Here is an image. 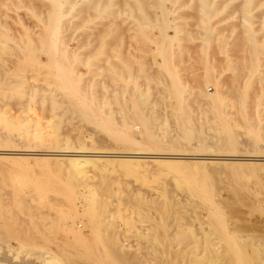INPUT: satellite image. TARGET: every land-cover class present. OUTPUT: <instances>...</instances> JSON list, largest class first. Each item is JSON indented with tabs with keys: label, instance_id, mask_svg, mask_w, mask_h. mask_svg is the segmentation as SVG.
<instances>
[{
	"label": "rangeland",
	"instance_id": "obj_1",
	"mask_svg": "<svg viewBox=\"0 0 264 264\" xmlns=\"http://www.w3.org/2000/svg\"><path fill=\"white\" fill-rule=\"evenodd\" d=\"M144 1L145 8H141L139 0H103L100 4L107 5L105 11L99 12L93 7L80 12V5L89 7L91 0H66L62 6L65 13L60 14L51 0H0V135L8 136L13 149L21 143H31L32 147L25 149L33 153L80 148L86 153L96 151L100 153L97 163L102 166L99 170L90 163L79 173L67 160L56 162L51 155L29 154V151L0 155L2 203L13 205L11 194L17 184L23 188L21 196L28 198L30 213L34 214L31 222L27 219L23 222L31 227L33 241L29 239L30 243L19 237L21 226L3 228L0 225V264H31L33 258L36 264H128L122 259H109V251L120 247L126 252L124 256L128 254L127 261L135 255L141 264H158L159 261V264H190V261L195 264L212 251L215 257L229 256L225 241L218 238L220 230L224 229L222 223L227 232L238 236L237 242L240 246L243 244L244 252L249 250L246 253L253 255L257 246L264 247L261 239L264 237V0H210L213 12L201 8L198 0ZM56 21L58 28L54 30ZM66 21H71L70 25L61 27ZM49 40L53 41L54 49L57 48L59 58L64 48L68 56L70 54L69 88L62 89L58 72L47 67ZM255 43L262 46V53L254 72L249 60ZM27 46L30 51L25 55ZM170 51L173 56H165V52ZM207 73L211 74V81L206 80ZM20 75L27 79L25 87L17 84ZM163 82L183 86L184 98L191 101L196 100L198 84L208 94L213 93L216 86L222 93L220 99L231 103L222 108L226 120L211 116L204 104L193 102L187 107L191 110L189 113L197 116L189 125L193 131L203 133V143L208 146L207 150L195 151L206 156L195 152L187 156L225 155L213 152L218 149L211 135L224 132V124L229 123L231 131L237 135L235 155L260 159L235 164L239 168L236 177L231 179L232 184L226 174L230 170L217 166L224 163L223 160L186 159L184 161L200 162L192 163L193 166L182 162L178 166L181 171L164 164H152L150 159H140L142 163L135 159L116 163V158L109 157V153L150 151L147 144L128 142L132 138L109 135L121 130L127 121L142 124L134 119L137 106L130 102L134 93L139 99L151 102L140 109L142 115L152 112L153 132H180L173 118L180 109L174 103L180 98L162 89ZM239 92L243 94L240 97ZM79 96L89 102V110H94L88 113L93 116L91 120L76 111L75 101ZM241 97L249 102L240 105ZM158 102L170 104L160 107ZM158 112L165 116L158 119ZM248 123L252 127L246 128ZM8 124H15L17 128L9 129ZM21 125L22 132L31 134L38 130L39 137L20 136L18 126ZM184 143L194 146L195 140ZM110 158L113 162L107 160ZM39 176L48 177L52 187L71 190L70 202L73 200L75 206L69 205V200L64 202L68 207L73 205L81 216L76 214L73 219L76 210H70L73 220L60 219V209L67 208L69 212L64 196L52 190L38 196L39 189L24 185ZM103 177L105 189L95 192ZM94 194L96 199L89 202ZM58 195L62 197L59 203L53 201V198L60 199ZM58 206L60 209L56 208ZM40 211L52 212L64 223L52 214H48L52 218H41ZM86 218L91 221L87 222ZM47 220L58 221L54 231L61 224L64 228H58L56 235L53 230L50 234L48 226L56 222L52 225V221L47 222V225ZM213 224L220 228L219 232ZM177 229L183 230V240L178 235V239L171 241L172 237L166 233ZM158 230L165 231L162 238ZM45 232L51 236L49 239L45 238ZM71 234H77L78 239ZM178 251L182 252L181 256L177 255ZM190 257L194 258L190 260ZM250 261L255 262V259L250 258Z\"/></svg>",
	"mask_w": 264,
	"mask_h": 264
},
{
	"label": "bare ground",
	"instance_id": "obj_2",
	"mask_svg": "<svg viewBox=\"0 0 264 264\" xmlns=\"http://www.w3.org/2000/svg\"><path fill=\"white\" fill-rule=\"evenodd\" d=\"M52 2H53V5H54V7H55V10H56V12L57 13H60V14H64L65 13V10H64V8L62 7L63 6V4L66 2V0H51ZM103 0H91V2H90V5H89V7L87 6V7H85L84 6V4H81L80 5V12H83L84 10H86V9H88V8H96V10H98L99 12H101V11H105L106 10V8H107V5L105 4V3H101L100 4V2H102ZM139 2H140V5H141V8H142V6L144 7L146 4H145V1L144 0H139ZM72 4H74V3H72ZM76 4V3H75ZM98 4V5H97ZM198 5L201 7V8H203V9H208V11H210V12H213V7H212V5H211V1L210 0H198ZM73 6V5H72ZM68 8V7H67ZM145 8V7H144ZM73 8H71L70 9V11L72 10ZM140 9V8H139ZM69 10V9H68ZM141 10V9H140ZM108 12H112L111 10H108ZM168 12V11H167ZM55 13V12H54ZM58 17H59V14H58ZM158 18V17H157ZM59 21V20H58ZM70 22L71 21H66V22H62L60 25H61V27L62 26H69L70 25ZM57 23H59V22H55V24H53V29L55 30V29H57L58 28V25H56ZM102 26V25H101ZM60 27V26H59ZM169 27V26H168ZM176 28V27H175ZM55 32V31H54ZM176 36V35H175ZM46 37V36H45ZM166 38H168V37H170V36H168V35H166L165 36ZM51 42H53V41H51V40H49V42H48V44H47V67L48 68H54L55 69V72L57 71L58 72V74H59V81H61L60 82V87L62 88V89H66L68 86H69V84H68V71H67V62H68V57L70 56V54H69V56H68V51L64 48V49H62V53H61V58H59V54L57 53V48H55L54 49V46H52L51 45ZM27 43H29V42H27ZM53 44V43H52ZM159 46V45H158ZM29 46H27L26 48H25V55L27 54V52L28 51H30V49L28 48ZM171 49V48H170ZM261 53H262V46L260 45V44H257V43H255L254 45H253V47H252V51H251V57H250V60H249V64L251 65V69H252V71H256L258 68H257V63H258V60H259V57H260V55H261ZM169 55H171V56H173V53H171V51H170V53L169 52H165V56H169ZM39 64V63H38ZM44 66V65H43ZM46 67V66H45ZM52 68V69H53ZM249 68V67H248ZM53 69V70H54ZM56 72V73H57ZM54 73V72H53ZM51 75H53V74H51ZM205 78H206V80L207 81H211V79H212V76H211V74L210 73H207V75L205 76ZM54 80H56V79H54ZM248 80H250V79H248ZM27 81V79L26 78H24V76L22 75H20L19 76V78L17 79V84H18V86H21V87H25V82ZM163 80H161V82H162ZM54 83H55V81H54ZM214 83V82H213ZM179 85V84H178ZM69 88V87H68ZM162 89H164V90H167V91H171V93H174V96L175 97H179L180 99H179V101H177L176 103H174V104H176L177 106H179L180 107V109H177V112L178 113H176V114H173V118H174V121H175V125H177V127H179V129H180V132L179 133H176V134H170V133H168V132H164V133H158V134H156L155 132H153V124L151 123V119H152V112H149V114H144V115H142L141 114V112H142V110L140 109V107L143 105H148V104H150L151 102L150 101H147V100H141V99H139L138 98V96H136V94L134 93V94H132V100L130 101L132 104H135L136 106H137V109H136V111H135V120L136 121H139V122H142V124H140V123H134V122H132V123H128V121H127V123L125 124V125H123L122 126V128H121V130H119V131H117V130H115V131H112V132H110V136H112V137H116V138H119V139H122V138H124V137H126V138H132L131 140L129 139V141L128 142H130V143H132V144H135V145H137V144H147V146H148V149L147 150H150V151H147V152H145V151H139V150H137V149H135V151H131V152H125V151H121L120 153H114V154H108V155H110L109 157H113L115 160H117L116 161V163L119 161V162H121V161H124L125 160V162L127 161V160H131V159H135L137 162H140L139 160L140 159H150L151 161H152V164L153 163H156V164H164V165H168L169 166V168H171V167H173L174 169H178V168H180V167H178L179 165H180V163L182 164V162H190V161H184V160H186V159H196L197 160V158H198V160L199 159H216V160H223V162L224 163H216V164H218L217 166H221V167H227V169L228 170H230L229 171V173L228 172H226V174H227V177H229L230 178V181H231V179H234L235 177H236V175L238 174L237 173V170H238V168L239 167H237L235 164H240V161H254V160H257V159H260V158H245V157H241V156H238V155H235V152H237L238 150V148L236 147V145H238L237 144V141L235 140V138H236V133H234V132H232L231 130H232V128L230 129V125H229V123H228V125H226V124H224V126H225V128H226V130L224 131V132H217V133H214L213 135H211V137L213 138V139H216L215 140V147H217V149H218V151H213V152H224V153H226L225 155H221L222 153H214V156H210V157H205L206 155H205V153H201V154H199V153H196L195 151H197L198 149H202V150H207L208 149V146L206 145V144H204L203 143V139H204V135H203V133L201 134L200 132H198V130L197 131H193V129H192V126H190L189 125V121H192V120H194V119H196V117L192 114V113H189V112H191V110L190 109H187V107H189L193 102H197V103H199V104H204V105H206L208 108L207 109H205L206 111H209V112H211L212 113V115L211 116H213V117H218V116H220V117H222L223 118V120L225 119V116L222 114V112L224 111L222 108L224 107V106H226V105H228V104H231V103H226L225 101H222L220 98H221V95H222V93L220 92V91H218V89H217V87L215 86L214 87V92L213 93H211V94H208L205 90H203L202 89V87H201V85L200 84H198L197 85V88L195 89L196 90V92H195V95H196V100H194V101H191V100H189V99H185L184 97V91H185V88L182 86V87H180V85L179 86H177L175 83H172L171 84V82H163V87H162ZM73 91V90H72ZM246 91V90H245ZM158 93L159 94H162V92H160L159 91V89H158ZM73 94V93H72ZM239 94V97L240 96H242L243 94L241 93V92H239L238 93ZM78 95V94H77ZM163 96H164V93H163ZM166 97V96H165ZM79 99V102H76V101H78V100H76L75 101V103H76V105H77V108H76V111H78L80 114L82 113V114H84L89 120H91L92 119V117L93 116H91L90 114H88L89 112H94V110H89V108H88V104H89V102L87 101V102H85L84 100H82V99H80L81 97L79 96L78 97ZM199 98V99H198ZM74 99H76L75 97H74ZM91 102V101H90ZM249 102V101H248ZM248 102H246V100L245 99H242V97L239 99V104L240 105H245V104H247ZM159 103V102H158ZM167 103V102H166ZM165 102H162V103H159L160 104V107H162L163 106V104L165 105L166 104ZM170 103H167L166 105H169ZM172 104V103H171ZM87 106V107H86ZM89 106H91V105H89ZM88 108V109H86V108ZM172 107V106H171ZM166 111V110H165ZM175 112V111H174ZM159 113V112H158ZM170 114V113H169ZM93 115V114H92ZM171 115V114H170ZM84 116V117H85ZM102 116V115H101ZM128 116H131V115H128ZM161 116H165V115H162L161 113H159L158 114V119H161ZM194 116V117H193ZM210 116V115H209ZM95 117L96 118H98V116L97 115H95ZM133 117V116H132ZM164 118V117H163ZM198 118H199V116H198ZM1 119V118H0ZM129 119V118H128ZM157 119V118H156ZM247 122L249 121V117L247 116ZM220 120H221V118H220ZM226 120V119H225ZM132 121V120H131ZM25 122V121H24ZM21 123V122H20ZM193 125V124H192ZM205 125V124H204ZM9 129H14V128H17V125H15V124H8V125H6ZM215 126V125H214ZM222 126V125H221ZM101 127H105L104 125L102 126L101 125ZM114 127V126H113ZM198 127V126H197ZM223 127V126H222ZM245 127L246 128H250V127H252V125L250 124V123H248L247 125H245ZM30 128V127H29ZM167 128V127H166ZM22 129H23V125H21V126H18V131H19V135L21 136H28V135H31V136H34V137H39V135H40V133H39V131L38 130H36L35 132H33V133H31V134H29V133H24V132H22ZM116 129V128H115ZM198 129V128H197ZM219 129V128H218ZM224 129V128H223ZM247 130V129H246ZM248 131V130H247ZM250 131V130H249ZM23 133V134H22ZM250 135L252 136V133H250ZM137 138H140L141 139V141H140V139H139V141L137 140ZM9 138H8V136L7 135H4V136H2V135H0V155H9V154H23V153H26L27 151H32V150H28V149H25V148H31L32 147V144L31 143H29V142H24V143H21V145H19L18 146V148H12V146H10L11 144H12V141H10V140H8ZM143 140H146V141H143ZM192 140H195V143H194V146H193V144L192 145H187L186 143H184V142H190V141H192ZM123 141H126V140H123ZM193 143V142H192ZM13 147H15V146H13ZM237 148V149H236ZM35 150V149H34ZM38 150V149H37ZM237 150V151H236ZM50 153H44V152H41V153H33V152H30L29 154H37V155H51V156H53V159L56 161V162H58L59 160H67L69 163H71L72 164V166L77 170V171H79V173H80V171H81V169L85 166L86 167V165H88V164H93V165H95V167L97 168V169H99V170H101L102 169V166H101V164H98L97 163V161H99V155H100V153L98 154H96V151H91V152H89V153H86V151H83V150H81V148L79 149V150H74V151H69V150H54V151H49ZM98 152V151H97ZM101 152V151H100ZM193 152H195L197 155H205V156H187V154H191V153H193ZM102 153H103V151H102ZM223 153V154H224ZM27 154V153H26ZM186 154V155H185ZM189 154V155H190ZM213 154V153H212ZM211 154V155H212ZM105 155V154H104ZM103 155V156H104ZM194 155V154H193ZM210 155V154H209ZM253 155V154H252ZM208 156V155H207ZM107 157V156H106ZM101 158V157H100ZM107 159V160H112V162H113V159ZM130 158V159H129ZM216 160H215V162H216ZM264 160V159H263ZM134 161V160H133ZM133 161H132V163H133ZM142 162H144L143 160H141ZM151 161H150V163H151ZM212 161V160H211ZM108 162V161H107ZM135 162V161H134ZM137 162H135V164L137 163ZM142 162H140V163H142ZM147 162H149V160L147 161ZM200 162V161H199ZM199 162H197V163H195L194 161L193 162H190L191 163V165H192V163L194 164H198ZM204 162V161H203ZM202 162V163H203ZM205 162H208V161H205ZM214 162V161H213ZM218 162V161H217ZM100 163H102L103 164V162H102V159H101V161H100ZM105 163V162H104ZM127 163H129L128 161H127ZM130 163H131V161H130ZM139 163V164H140ZM146 163V162H145ZM145 163H143V165L145 164ZM134 164V165H135ZM138 164V163H137ZM185 164V163H184ZM121 165V164H120ZM141 166H142V164H140ZM145 165H147V164H145ZM144 165V166H145ZM155 165V164H154ZM186 165L187 166H190V164L189 163H186ZM185 165V166H186ZM122 166V165H121ZM156 166V165H155ZM163 166V165H162ZM193 166V165H192ZM192 166H191V168H192ZM158 167V166H157ZM205 167H207V166H205ZM237 167V168H236ZM138 169H140V166L139 167H137ZM172 169V168H171ZM173 169V170H174ZM207 169V168H206ZM131 170V169H130ZM170 170V169H169ZM192 170V169H191ZM177 171H181V168L180 169H178ZM224 171V170H223ZM216 172V171H215ZM225 172V171H224ZM79 173H77V174H79ZM179 173V172H178ZM180 173H183V172H180ZM5 174V173H4ZM225 174V173H224ZM26 175V174H25ZM102 176H104V175H102ZM226 176V175H225ZM26 177V176H25ZM35 177V176H34ZM106 178V177H105ZM4 179V178H3ZM2 179V180H3ZM50 179L48 178V177H46V176H44V177H40L39 176V178H35L34 180L31 178L29 181H27V182H25V184L24 185H27V186H30V187H34V188H36V189H39L40 191H39V193L40 194H37L38 196H43L42 194L44 193V192H46L47 190L48 191H53V192H58L59 194H61L62 196H64V200H63V202L64 201H66V202H68L67 200H69V202H68V204L69 203H71V204H73L74 205V202H73V200H71L72 202H70V199H72L71 197L73 196V192H71V190H69L68 188H61V187H58V186H54L53 185V187H52V184H51V182L49 181ZM4 181V180H3ZM193 181H195V180H193ZM233 181V180H232ZM232 181H231V184H232ZM99 182H101V181H99ZM7 183V182H6ZM105 183V179H104V177H103V181H102V184H98L97 185V188L95 189V192H97V191H99V190H104L105 189V187H104V184ZM82 184V183H81ZM96 184V183H95ZM109 185V184H108ZM197 186V185H196ZM109 187V186H108ZM107 187V188H108ZM52 188V189H51ZM35 189V190H36ZM88 190V189H87ZM198 190V189H197ZM23 191V188L21 187V186H19V185H15V187H14V189H13V193L11 194V199H12V203H13V205L11 206V207H9V206H7V204L5 205V204H3L2 203V201H1V199H0V225L3 227V228H8V227H18V226H21V231L19 232V237L21 238V240H23V241H28L29 243H30V240H31V233H30V230H31V227L30 226H25V224L23 223V222H25V220L27 219L29 222H31V218H33V215L34 214H32V213H30V210H29V208H30V205L27 203V199H25L24 197H22L21 195V192ZM207 191V190H206ZM55 192V193H56ZM36 193V192H35ZM75 193V192H74ZM101 193V192H100ZM96 194V193H95ZM93 195L91 198H90V201L89 202H93L95 199H96V195ZM75 195V194H74ZM208 195V194H207ZM58 196H60V195H58ZM122 197V196H121ZM59 198V197H58ZM57 198V200H56V198H53V199H55V200H53L54 202H57L58 200H59V202H60V200H61V196H60V199H58ZM98 198V197H97ZM207 198V197H206ZM209 198V197H208ZM209 200V199H208ZM212 200V199H211ZM49 201H50V199H49ZM52 200H51V203L53 202ZM98 201V200H97ZM53 202V203H54ZM59 202H57V203H59ZM62 202V201H61ZM66 202H64L65 204H66ZM206 202H209V201H206ZM211 202V201H210ZM50 203V204H51ZM56 203V204H57ZM159 203V202H158ZM49 204V203H48ZM56 204H55V206H56ZM61 205L63 204V203H60ZM64 204V205H65ZM71 204H69V205H71ZM133 204V203H132ZM141 204V203H140ZM213 204V203H212ZM10 205V204H9ZM47 205V204H46ZM52 205V204H51ZM61 205H60V208H62L61 207ZM68 205V206H69ZM70 206V207H68L67 206V204H66V207H68V210H69V212H67V208L64 210L63 208L62 209H60L59 208V206L58 207H56V208H59L60 209V211H58V209H57V211H58V213H60L59 215H58V217H61L60 219H63L64 221H66L67 220V218L68 219H70L71 217V215L72 214H69V213H72L73 212V210H76L75 208H74V206ZM160 205V204H159ZM63 206V205H62ZM64 208H65V206H63ZM73 209H72V208ZM93 207H94V205H93ZM93 207H92V210H93ZM167 207V206H166ZM46 208H47V206H46ZM51 208H53V206L51 207ZM71 208V209H70ZM168 208V207H167ZM215 210H218V207H216L215 206ZM47 209H49V207L47 208ZM53 209H55V208H53ZM52 210V209H51ZM50 210V211H51ZM70 210H72V212H70ZM170 210V209H169ZM187 210V209H186ZM192 210V209H191ZM209 210V209H208ZM44 211V210H43ZM41 212L40 211V217L41 218H44V219H47V218H52L54 215H53V213L51 212V214H52V217H48V214L50 213H48L47 212V214H45L44 212ZM45 211H49V210H45ZM63 211H66V212H63ZM94 211V210H93ZM207 211V210H206ZM53 212H55L54 210H53ZM76 212H78L77 210H76ZM74 213L73 212V214L74 215H72V218L77 214H79L78 216H81V213ZM84 212V211H83ZM168 212V211H167ZM56 213V212H55ZM57 213V214H58ZM63 213V214H62ZM88 213V212H87ZM170 213H172V212H170ZM51 214H49V215H51ZM90 214H92L91 212H90ZM95 214V213H94ZM173 214V213H172ZM195 214V213H194ZM208 214V213H207ZM62 215V216H61ZM231 215V214H230ZM24 216V217H23ZM83 216V215H82ZM89 216V215H88ZM87 216V217H88ZM208 216V215H207ZM210 216V215H209ZM56 215L54 216V218H57V220H59V222L61 223L62 221H60V219L58 218ZM63 217V218H62ZM170 217H171V215H170ZM177 217H178V215H177ZM176 217V218H177ZM53 218V219H54ZM65 218V219H64ZM75 218V217H74ZM73 218V219H74ZM90 218H92L91 216H90ZM89 218V219H90ZM172 218V217H171ZM170 218V219H171ZM196 218V217H195ZM215 218H217V217H215ZM214 218V219H215ZM73 219H70V220H73ZM87 219V222H89V221H91V220H88V218H86ZM238 219V218H237ZM43 220V219H42ZM49 220V219H48ZM48 220L46 221V224L48 225V223H50L51 221H52V223H50L51 225L53 224V223H55L57 220H55V222H53L54 220H50V222H48ZM215 221V220H214ZM240 221V220H239ZM48 222V223H47ZM58 222V221H57ZM57 222H56V224L55 225H52L51 227L50 226H48L50 229H48V233L50 232V234L51 233H53L52 232V230L54 231V226H56L57 225ZM73 222V221H72ZM158 222V221H157ZM59 223V224H60ZM62 223H64V222H62ZM66 223V222H65ZM168 223H170V222H168ZM178 223V222H177ZM212 223H214L215 224V222H212ZM211 223V224H212ZM216 223L217 224H219L217 221H216ZM49 224V225H50ZM91 223H89V225H90ZM213 224V225H214ZM13 225V226H12ZM23 225V226H22ZM65 225V224H64ZM69 225V224H68ZM67 225V226H68ZM212 225V226H213ZM72 226V225H71ZM175 226V225H174ZM214 226H216V225H214ZM222 229L223 230H220V228L219 229H217L218 227L216 226L215 228L217 229V231L218 230H220V233H219V235H218V238H219V236L221 237V239L222 240H224L225 241V243H226V249H227V251L229 252V256H227V257H222V258H219L218 256H214V254H212L213 253V251L211 252V256H212V259H209V254L208 253H205V254H208L206 257L204 256V260L202 261V262H199V261H195V260H193V261H195V264H264L263 262H264V247H261L260 245L259 246H257L256 247V249H255V247L253 248V249H255V251L253 252V255H250V254H248V253H246V252H248L249 250H247V251H245L244 252V250H242V247H243V244H242V246H240L239 244H238V242L237 241H239L238 240V236H235V235H233V234H231V233H229V232H227L226 231V229H225V226L223 225V223H222ZM262 226V225H261ZM47 227V228H48ZM53 227V228H52ZM58 228V230H61L62 228H64L63 227V224H61L60 226H57ZM233 227V226H232ZM19 228V227H18ZM67 228V227H66ZM69 228V227H68ZM173 228V227H172ZM242 228V227H241ZM57 229L55 228V230L56 231H54V233L53 234H55L56 232L58 233V231H57ZM196 229V228H195ZM0 230H1V228H0ZM3 230V229H2ZM11 230V229H10ZM79 231V230H78ZM183 231V230H182ZM180 232V230H176V231H172V232H167L166 234H168V235H166V236H171L172 237V239H171V241H174L175 239H178V235L179 236H181L180 238H182V236H183V233L184 232ZM47 232V231H46ZM45 232V238H48L49 239V237H51V236H49L48 237V233H46ZM158 232H159V237L160 238H162L161 236L162 235H164L165 234V231H162V232H160L159 230H158ZM216 232V231H215ZM219 232V231H218ZM56 233V234H57ZM70 233H71V231H70ZM148 233V232H147ZM151 233H152V231H151ZM217 233V232H216ZM10 234V233H9ZM44 234V233H43ZM46 234H48V235H46ZM52 234V235H53ZM55 234V235H56ZM172 234V235H171ZM188 234V233H187ZM195 234V233H194ZM211 234H213V233H211ZM58 235H60V234H58ZM57 235V236H58ZM71 235H73V234H71ZM75 235V234H74ZM73 235V237H75V238H77L78 236H77V234H76V236H74ZM133 235V234H132ZM153 235V234H152ZM185 235V234H184ZM54 236V235H53ZM63 236V235H62ZM70 236V235H69ZM82 236V235H81ZM128 236V235H127ZM139 236V235H138ZM154 236V235H153ZM258 235H256V237H257ZM260 236H262V235H260ZM260 236H258V237H260ZM60 237V236H59ZM80 237V236H79ZM57 238V237H56ZM61 238V237H60ZM84 238V237H83ZM159 238V239H160ZM196 238V237H195ZM208 238V237H207ZM206 238V239H207ZM217 238V239H218ZM263 238V240H264V237L262 236L261 237V239ZM30 239V240H29ZM47 239V240H48ZM78 239V238H77ZM215 239V238H214ZM254 239L256 240V238L254 237ZM259 239V238H258ZM80 240H81V238H80ZM161 240V239H160ZM182 240H183V238H182ZM211 240V239H210ZM31 241H33V240H31ZM170 241V240H169ZM195 241V240H194ZM197 241V240H196ZM195 241V242H196ZM223 241V242H224ZM245 241H246V239H245ZM250 241V240H249ZM261 241V240H260ZM25 242V243H26ZM85 242V241H84ZM106 242H107V240H106ZM162 242V241H161ZM191 242V241H190ZM206 241H204V243H205ZM219 242V241H218ZM24 243V242H23ZM197 243V242H196ZM201 243V242H200ZM27 244V243H26ZM212 243H210V245H211ZM248 244V243H247ZM255 244V243H254ZM253 244V245H254ZM258 244V243H257ZM71 245V244H70ZM108 245V244H107ZM106 245V246H107ZM187 245V244H186ZM203 245V244H202ZM246 247H247V245L246 244H244ZM252 245V244H251ZM250 245V246H251ZM109 246L110 245H108V249H109ZM182 246V245H181ZM188 246V245H187ZM198 246V245H197ZM221 246H223V245H221ZM244 246V247H245ZM250 246H248L249 247V249H250ZM264 246V245H263ZM75 247V246H74ZM186 247V246H185ZM192 247H193V245H192ZM195 247V246H194ZM209 247V246H208ZM216 247V246H215ZM3 248V247H2ZM112 248V247H111ZM158 248V247H157ZM180 248V247H179ZM188 248H190L191 249V247L190 246H188ZM210 248V247H209ZM208 248V249H209ZM218 248H222V247H218ZM225 248V247H224ZM66 249V248H65ZM197 249V248H196ZM214 249V248H213ZM212 249V250H213ZM252 249V250H253ZM14 250V249H13ZM126 250V249H125ZM184 250H187V249H184ZM210 251H211V249H209ZM208 250V251H209ZM223 250V249H222ZM252 250H251V252H252ZM131 250H129L128 252H130ZM181 251H183V250H181ZM217 251H218V249H217ZM216 251V252H217ZM226 251V250H225ZM226 251V252H227ZM186 252V251H185ZM250 252V251H249ZM4 253V252H3ZM3 253H1V254H3ZM160 253V252H159ZM178 254V256H181V253L178 251L177 252ZM187 253V252H186ZM189 253V252H188ZM193 253H195V252H191V254H193ZM214 253H215V251H214ZM5 254V253H4ZM130 254V253H129ZM134 254V253H133ZM171 254V253H170ZM185 254V253H184ZM184 254H182V256L184 255ZM196 254V253H195ZM204 254V253H203ZM204 254V255H205ZM108 255H109V259L111 258L112 260H115V261H117V260H123L124 262H126V263H128V264H130V262L132 263V264H141L140 263V261L138 260V258L136 257L135 258V255H133L134 257H130L131 259L129 260V261H127L128 260V258L126 259V257L128 256V254H127V256H124V255H126V252L124 253V250H123V248H119L118 250L116 249V250H111V251H109V253H108ZM165 255H166V253H165ZM177 255H176V257H177ZM202 255V254H201ZM174 256V255H173ZM173 256H172V258H173ZM185 256V255H184ZM188 256V255H187ZM224 256H225V254H224ZM39 257V256H38ZM129 257V256H128ZM197 257V256H196ZM196 257H195V259H196ZM201 258H202V256H200ZM214 257V258H213ZM221 257V256H220ZM9 258H10V255H9ZM13 258V257H12ZM165 258V257H164ZM164 258H162L163 260H164ZM171 258V257H170ZM191 258L192 257H190L189 259L191 260ZM194 258V257H193ZM192 258V259H193ZM201 258H199V259H201ZM211 258V257H210ZM250 258H253V259H255V262H251L250 261ZM6 259H8V258H6ZM74 259V258H73ZM178 259V258H177ZM181 259H183V257L181 258ZM33 261H34V258L32 259ZM53 260H55L54 258H53ZM163 260H162V262H163ZM187 260V259H186ZM185 259H184V261H186ZM32 261V262H33ZM51 261V260H50ZM49 261V262H50ZM158 261H159V259H158ZM164 261H167V260H164ZM170 261H172V260H170ZM179 261H180V259H179ZM189 261V260H188ZM9 262V261H8ZM20 262V261H19ZM26 262V261H25ZM32 262H31V264H32ZM46 262V261H45ZM52 262V261H51ZM112 262V261H111ZM161 262V263H162ZM177 262V261H176ZM182 262H183V260H182ZM187 262V261H186ZM21 263H23V262H21ZM33 263H35V262H33ZM37 263V262H36ZM35 263V264H36ZM54 263V262H53ZM75 263V262H74ZM159 263H160V261H159ZM158 263V264H159ZM194 263V262H193ZM39 264V263H38ZM72 264V263H71ZM164 264V263H163ZM167 264H169V263H167ZM178 264H180L179 262H178ZM182 264V263H181ZM188 264V263H187ZM190 264H192L191 263V261H190Z\"/></svg>",
	"mask_w": 264,
	"mask_h": 264
}]
</instances>
